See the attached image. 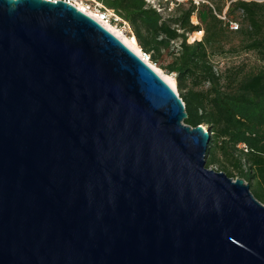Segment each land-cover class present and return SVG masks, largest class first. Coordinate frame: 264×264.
Returning <instances> with one entry per match:
<instances>
[{
	"label": "water",
	"instance_id": "obj_1",
	"mask_svg": "<svg viewBox=\"0 0 264 264\" xmlns=\"http://www.w3.org/2000/svg\"><path fill=\"white\" fill-rule=\"evenodd\" d=\"M111 31L0 0V264H264V203Z\"/></svg>",
	"mask_w": 264,
	"mask_h": 264
},
{
	"label": "trees",
	"instance_id": "obj_2",
	"mask_svg": "<svg viewBox=\"0 0 264 264\" xmlns=\"http://www.w3.org/2000/svg\"><path fill=\"white\" fill-rule=\"evenodd\" d=\"M102 2L128 23L130 39L149 61L173 76L185 105L184 123L208 126L206 167L243 178L264 203V0H228L224 18L217 0ZM170 2L174 6L165 13ZM191 33L197 38L189 41ZM241 51L261 63L217 67ZM241 142L247 151L237 147Z\"/></svg>",
	"mask_w": 264,
	"mask_h": 264
},
{
	"label": "built area",
	"instance_id": "obj_3",
	"mask_svg": "<svg viewBox=\"0 0 264 264\" xmlns=\"http://www.w3.org/2000/svg\"><path fill=\"white\" fill-rule=\"evenodd\" d=\"M73 6H75L78 10L84 12L88 16L95 19L98 23H100L103 27L107 29V25L115 27L119 29L122 34L134 38L132 34L129 33L130 28L128 23L123 20L113 9L107 8L102 0H63ZM142 52L141 58L148 62V55ZM203 127L204 132H206L209 137L211 133L208 130L207 125H201ZM237 147L243 151H247V147L245 143H239Z\"/></svg>",
	"mask_w": 264,
	"mask_h": 264
},
{
	"label": "rangeland",
	"instance_id": "obj_4",
	"mask_svg": "<svg viewBox=\"0 0 264 264\" xmlns=\"http://www.w3.org/2000/svg\"><path fill=\"white\" fill-rule=\"evenodd\" d=\"M187 1V0H184ZM195 2H197V0H194ZM257 1H262V0H257ZM218 5H222L223 9L221 14H219V16L221 18H224V14L225 11L227 10V5H228V0H217ZM174 6V3L170 2L169 3V8L166 10L165 13H167L171 7ZM193 21H196L195 17L192 18ZM125 35V34H124ZM198 37H202V32L200 34H198ZM197 37L194 35V33H191L188 36V40L192 41L194 39H196ZM232 55V56H231ZM230 56L221 59V61L219 62V64L217 65V67H222V65H224L225 63H231V62H235V63H240V66L246 69H249L251 67H256L257 65H259L261 62L259 60H257L256 56L253 53H245V52H238V54L236 53H232ZM214 59H219L218 57L214 58ZM150 62V61H149ZM151 63V62H150ZM209 169H216V165H211L208 167Z\"/></svg>",
	"mask_w": 264,
	"mask_h": 264
},
{
	"label": "bare ground",
	"instance_id": "obj_5",
	"mask_svg": "<svg viewBox=\"0 0 264 264\" xmlns=\"http://www.w3.org/2000/svg\"><path fill=\"white\" fill-rule=\"evenodd\" d=\"M107 29L109 31H111L114 35H116L123 43H125L132 51H134L137 55H139L140 57L142 56V52L139 48L138 45H136L131 39L130 37L122 34L119 29L109 26L107 25ZM148 64H150L155 71L169 84L171 85L174 89H176V84H175V80L173 78L172 75L166 74L164 73L160 68L156 67L154 64L150 63L149 61L147 62Z\"/></svg>",
	"mask_w": 264,
	"mask_h": 264
}]
</instances>
